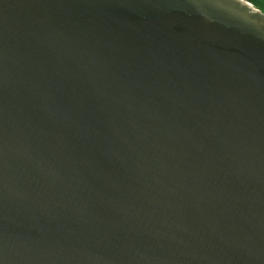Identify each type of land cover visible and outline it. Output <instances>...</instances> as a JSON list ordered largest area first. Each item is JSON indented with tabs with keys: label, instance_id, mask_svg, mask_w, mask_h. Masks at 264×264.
Here are the masks:
<instances>
[{
	"label": "water",
	"instance_id": "1",
	"mask_svg": "<svg viewBox=\"0 0 264 264\" xmlns=\"http://www.w3.org/2000/svg\"><path fill=\"white\" fill-rule=\"evenodd\" d=\"M0 264H264V13L0 0Z\"/></svg>",
	"mask_w": 264,
	"mask_h": 264
},
{
	"label": "trees",
	"instance_id": "2",
	"mask_svg": "<svg viewBox=\"0 0 264 264\" xmlns=\"http://www.w3.org/2000/svg\"><path fill=\"white\" fill-rule=\"evenodd\" d=\"M264 13V0H247Z\"/></svg>",
	"mask_w": 264,
	"mask_h": 264
}]
</instances>
